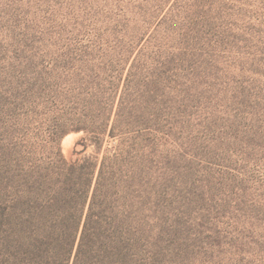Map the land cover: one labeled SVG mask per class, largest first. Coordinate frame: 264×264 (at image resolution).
<instances>
[{
  "label": "rangeland",
  "instance_id": "1",
  "mask_svg": "<svg viewBox=\"0 0 264 264\" xmlns=\"http://www.w3.org/2000/svg\"><path fill=\"white\" fill-rule=\"evenodd\" d=\"M99 74L133 123L98 158H139L147 196L155 172L137 264H264V0H0V264Z\"/></svg>",
  "mask_w": 264,
  "mask_h": 264
},
{
  "label": "trees",
  "instance_id": "2",
  "mask_svg": "<svg viewBox=\"0 0 264 264\" xmlns=\"http://www.w3.org/2000/svg\"><path fill=\"white\" fill-rule=\"evenodd\" d=\"M111 86L104 74L98 82L87 83L83 97L75 99L82 109L76 126L52 139L48 160L25 171L22 235L5 264H137L146 239L147 204L156 188L151 182L155 172L147 182L152 191L147 196L140 184L139 158L127 153L126 159L111 156L110 149L98 158L104 136L133 123L121 118L122 94L116 102L118 84L109 93ZM69 131L83 133V150L77 154L90 145L93 152L75 160L65 158L58 141Z\"/></svg>",
  "mask_w": 264,
  "mask_h": 264
},
{
  "label": "bare ground",
  "instance_id": "3",
  "mask_svg": "<svg viewBox=\"0 0 264 264\" xmlns=\"http://www.w3.org/2000/svg\"><path fill=\"white\" fill-rule=\"evenodd\" d=\"M69 137L66 136L63 140H62V145L63 147H66L67 143H68ZM70 143V142H69Z\"/></svg>",
  "mask_w": 264,
  "mask_h": 264
}]
</instances>
